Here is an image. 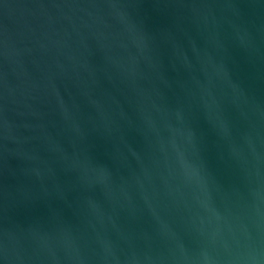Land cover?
Masks as SVG:
<instances>
[{
	"label": "water",
	"instance_id": "95a60500",
	"mask_svg": "<svg viewBox=\"0 0 264 264\" xmlns=\"http://www.w3.org/2000/svg\"><path fill=\"white\" fill-rule=\"evenodd\" d=\"M0 264H264V0H0Z\"/></svg>",
	"mask_w": 264,
	"mask_h": 264
}]
</instances>
